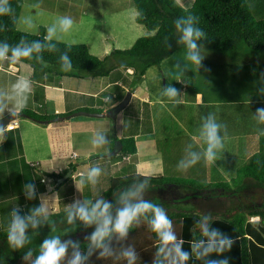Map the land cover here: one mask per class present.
Listing matches in <instances>:
<instances>
[{
  "label": "trees",
  "instance_id": "obj_1",
  "mask_svg": "<svg viewBox=\"0 0 264 264\" xmlns=\"http://www.w3.org/2000/svg\"><path fill=\"white\" fill-rule=\"evenodd\" d=\"M254 1L193 0L190 6L183 7L177 0H133L137 9L136 22L143 24L151 33L139 36L128 48H114L101 57L91 53L84 43H71L48 37L44 26L36 33L19 29L17 24L24 0H0V9L4 10L0 12V49L6 47L7 56L33 67V75L38 77L39 74V85L47 80L48 74L56 78L61 76L100 78L113 72L118 76H130L125 72L127 67L133 69L131 75L139 80L150 66H160L166 58L176 52L188 50L182 37L183 30L189 26V18H191V26L204 33L196 41L198 46L212 53H220L221 57L227 60L225 66H232L234 70L239 69L235 73L238 77L242 78L244 72L258 75L264 68V0ZM36 45H39V48ZM17 48L32 49V51L28 57L16 58L13 56V50ZM252 54H257V57L253 59L256 60L254 62L256 64L250 62L252 59H246ZM65 55L68 58V64L62 60ZM69 66L70 70H61L62 67ZM135 78L131 83H136ZM190 79L191 77L187 74L181 77L180 83L170 82L165 78L159 94H164L163 99L167 98L165 94L170 87L176 91L187 88L192 83ZM212 86L209 83V88ZM199 87L197 90L203 92ZM193 91H196L195 88ZM203 96L204 101L208 102L207 91L203 92ZM78 110L95 113L102 111L92 107H82L57 113L45 110L41 106L39 109H34L23 105L17 115L49 125L58 122V117H69ZM262 120L264 122V118ZM69 137L68 125L50 130L49 139L52 145H58L57 148L52 146L53 153L61 156L71 154ZM258 141L257 150L253 151L246 161L232 165L230 172L235 175H231V178L224 181L219 178L222 175L221 166L226 160L215 163L205 161L206 168L202 167L197 177L185 178L176 176L173 172L168 174L170 170H166L168 172L164 174L141 173L136 170L134 162L138 152L137 140L132 133L124 135L117 139L118 146L115 149L119 151L116 154L121 158L128 156L129 159L124 160L131 161L127 164L135 170L112 176L109 187L98 197H92L89 203L83 205L84 202H81L67 210L50 213L47 217H30L22 207L14 208L11 226L0 231V264H34L36 257L40 255V246L43 241L53 238H59L60 244L67 245L66 255L59 264H70L77 254L82 258L81 264H128L127 258L123 255L127 250L135 252L137 258L134 264H173V261L178 258L172 245H168L158 254L161 244L156 234L149 229L146 217L140 218L139 226L134 223L124 238H121L118 233H111L102 241L103 247H96L91 241L92 234L97 229V223L86 225L78 216H75L72 223L68 222L70 212L75 214L76 209L81 206L91 211L96 202L101 199L111 205L110 212L114 221L117 211L123 208L126 202L137 203L139 201L137 196L140 194L145 195L143 200L152 201L165 209L173 224L177 237L176 243L183 251L189 253V259L185 264H212V262L221 264L224 261H227V264H264V203L242 206L232 213H227L222 210L223 203L221 199L219 201L218 196H216L218 200L210 197L205 201L204 196L199 195L194 199L197 200L196 205L189 203L187 206L180 207V204H183L181 199L171 202L164 196H157L152 192L175 186L193 192L221 188L225 191L241 193L248 182L256 183L264 188V128L259 134ZM158 142L159 148H162L163 158L168 157L169 149L165 150L166 145L159 139ZM177 164L178 162L173 166ZM207 168L214 172L207 174L205 172ZM74 170L75 165L70 164L58 174L55 172L48 174L59 178L67 175L64 177L63 182H65ZM189 170L192 174L194 173L191 168ZM133 192L137 195L131 196L130 193ZM254 216L258 219L251 220ZM16 217L27 224L26 242L19 249L12 248L7 242L8 233ZM83 229L89 234L87 238L70 237ZM215 229L221 231L212 236L211 233ZM51 233L56 234V237ZM221 240H232L231 249L229 250L225 244L224 250L218 251ZM102 252L105 253L104 256H101Z\"/></svg>",
  "mask_w": 264,
  "mask_h": 264
},
{
  "label": "rangeland",
  "instance_id": "obj_2",
  "mask_svg": "<svg viewBox=\"0 0 264 264\" xmlns=\"http://www.w3.org/2000/svg\"><path fill=\"white\" fill-rule=\"evenodd\" d=\"M251 1L255 2L254 0ZM178 2L181 6L186 7L180 1ZM136 14L137 9L133 0H24L17 26L21 30L33 33L38 32L40 28L44 26L48 37L71 43H84L88 46L91 53L102 57L106 51L108 53L117 47L123 49L128 48L139 36L151 33L143 24L136 22ZM63 17H70L73 20V25L68 31H63L61 28L60 20ZM198 50L201 55L204 56L199 66L193 65L192 62L187 59L189 51L186 49L180 50L166 58L160 66H150L144 76L139 78V80L135 78L136 76L134 77L131 74L130 76H126L130 82L134 78L137 80V92H139L138 95L140 97L147 92L151 97L159 99V101L153 106L148 105V108L149 113L152 110V113L149 114L151 115L149 118L151 119L152 128L154 126L157 128L155 136H158L161 143L166 145L165 150L169 149V152H167L168 157L165 158L166 162L163 163L165 164L164 169L162 167V170H160L162 174L168 172L166 170H170L171 173L168 172V174H172L173 172L176 176L185 178L189 176L197 177L201 172L202 167L206 168V165L204 164L206 148L202 146V142L203 139H205L204 125L209 117H213L215 122L221 125L219 131L220 134L224 129L222 120H226V126L230 127L233 123L229 124L228 122L242 120L244 109H252L255 103L259 102L261 104L262 100H264V68L261 69L263 71H260L261 73L259 72L258 75L244 72L242 74L243 77L241 78L238 77V75H235L239 69L234 70V67L232 66H225L227 60L226 58L221 57L220 53L209 52L208 50H204L202 46H198ZM252 56L255 57L256 55L252 54L248 57L251 58ZM250 62L254 63L256 60H251ZM186 74L191 77L190 81L192 82L187 87L192 89L194 86L197 88L200 86L199 89L203 90V92L207 91L209 97L208 102L205 100L203 104H200L201 102L195 103L193 101L194 99L190 97L191 91L182 92L183 90L181 88L177 90L176 93L182 92L183 94L180 93V100H177L178 103L175 105L170 103L169 100L163 99L162 97L164 94L160 93L161 97H159V89L162 87L165 78L170 82L177 81L180 83L181 77ZM128 79H124V82H129ZM94 82L95 81H93L92 84H94ZM209 83L215 87L212 86L209 88ZM239 84H242L243 86L241 87ZM123 85L126 86V83ZM115 92L117 93V96H113ZM100 95H108L111 97L107 103L109 105L113 101L125 100L128 96V90L125 89L124 86L112 84L106 89H100L97 98H100ZM166 95L167 94H165V96ZM68 97L67 100L74 99L76 101L84 98L83 96V98H79V96ZM209 102H213L214 104L211 105ZM144 105L147 106V103L144 104V102L137 97H133L126 109H128L127 112H131L135 117H138L139 119L141 118L142 120L145 118V111L140 112V110L144 108ZM104 106L91 107L102 110ZM37 109H39V107H37ZM168 109H170V111ZM215 109L218 110V114L215 112ZM160 110L161 114L159 115ZM253 110L254 109H252V111ZM137 112L140 113L138 114ZM127 114L123 113L122 120L125 122V124L123 123L124 126L127 127L129 125L130 127L132 126V128L135 127L134 120L130 116L127 117ZM168 119L169 121H167V123L164 122ZM247 120L248 119H246V121ZM121 121L114 122L112 120L106 123H100V125L96 127L99 128L96 130L97 133L95 134V139L91 138L89 140L84 134L82 135L90 142V145H88L95 148V153L106 154L110 153V151L113 152L114 146L117 142L116 137L120 136L121 130L119 124ZM253 123L255 128L264 127V122L261 119L256 120L255 118ZM39 125L42 124L39 123ZM87 126L95 127V124ZM189 134L191 135L190 138L188 137ZM78 137L80 139L81 136L79 135ZM237 140L241 141L240 139ZM234 142L235 138L232 140L223 139L224 144L230 143L231 146ZM27 145L29 146L28 143ZM43 146L42 141L40 143V148ZM255 148L257 149L258 146ZM151 151L155 152L152 148ZM192 153L199 156V164L191 167V169L194 170L193 174L187 167ZM216 154L217 157H219V154ZM139 155H136V159L140 157ZM115 159L120 162L117 169L111 164V161H114ZM129 162L131 161H125L124 158L117 155H106L98 160L96 158L91 159L89 163L90 166L92 165L91 168H86L85 171H82V174L77 173L79 169L73 171V178H69L70 182H67L66 189L67 191H70L72 188L76 190L77 180H81L84 184V193L81 202H84L83 205H85L86 203H89V200L92 198L91 194H94L95 198L101 195V193L109 187L110 178L112 176L121 175L125 169L124 165ZM177 162L178 164L173 166L174 163ZM40 164L42 163H35L33 165ZM0 167L4 170L3 166ZM149 167L152 168V164H150ZM93 168L100 169V173L95 178L94 183L89 179V174ZM232 169L234 170V168ZM130 170L132 172V170L135 169L130 166ZM209 171L210 170L207 168L205 172L207 174H212L214 172L213 170ZM225 172L227 173L221 175L219 178L220 180H228L232 175L227 169H225ZM8 173H10V171ZM195 173H197V175H195ZM207 174L206 176H208ZM234 175L235 174L232 176ZM152 192L157 196H164L171 202L181 199L183 204H180V207L184 205L187 206L189 203L196 205L197 200L194 199L199 195L204 196L203 200L205 201L210 197L211 199L216 200L219 198V201L221 199L223 203L222 210L227 213H232L235 209L242 206L248 207L264 203V188L253 182H248L247 187L241 193L225 191L221 188L205 192H193L191 190H182V188L179 189L175 186L167 189L153 190ZM216 196H218V198ZM144 197L145 195L140 194L137 196V199L140 200ZM199 201H201L200 198ZM38 218H40V215ZM257 219V216L251 218V220ZM42 228H44V226H42ZM6 229L8 228L4 227L0 231ZM84 229L69 236L73 239H85L89 234ZM53 234L51 233V235ZM54 235L56 237V234Z\"/></svg>",
  "mask_w": 264,
  "mask_h": 264
},
{
  "label": "crops",
  "instance_id": "obj_3",
  "mask_svg": "<svg viewBox=\"0 0 264 264\" xmlns=\"http://www.w3.org/2000/svg\"><path fill=\"white\" fill-rule=\"evenodd\" d=\"M178 1L187 7L192 4L193 0ZM255 55V57H248V59H255L257 54ZM46 79L47 80L40 85L39 89V74L38 77L33 75V67L23 64L7 55L3 60H0V119L12 112L17 115L21 104L22 106L24 105L34 109L41 106V108L45 110L57 113L73 111L87 106L102 107L105 105L101 111L103 114L94 115L95 112L78 110L69 117H58V122L49 125H39L38 122L31 119L17 116L14 118L16 119L15 122H9L3 127V130L0 131V166L4 167V170L0 167V230L4 227L9 228L11 226L12 210L18 206L22 207L30 217H39V215L40 217H47L50 213L64 211L81 203L84 193V184L81 180L76 179V190L72 188L70 191H67L66 189L67 182H70L69 178L73 176V171L65 182H63L65 179L64 177H67V175L59 178L58 176L55 177L48 173L55 172L58 174L62 170L68 168L70 164H74L75 169H79L77 173L81 172L80 174H82V171H85L86 168L92 167V165H89L91 159L96 158L98 160L106 155H117L116 152H118L119 149L116 150L115 147L117 148L118 142H116L114 146L115 152L110 151V153L104 155L95 153V148L89 146L90 142L86 140V137L89 140L91 138L95 139L96 130L99 128L96 127L100 125V123H106L112 120L114 122H119L123 119V113H128L126 116H130L134 120L135 127L132 128V126L130 127L129 125L125 127V122L122 120L119 124L121 130L120 136H117L116 139L132 133L137 140L138 152L136 155L140 154V157L134 160L136 170L141 173L160 174L162 167L164 169L165 164L163 163L165 158H163L162 148L160 149L158 146V144H160L158 142V136H155L156 127L154 126L152 128L151 119L149 118L151 116L149 114L152 113V110L149 113L148 108V105L153 106L159 99L151 97L147 92L140 97L138 95L139 92H137V82L133 84L126 76H118L115 72L100 78L96 76H61L56 78L48 74ZM124 79H128L129 82H124ZM25 80L28 81V91L21 96L19 90L15 86L18 82ZM93 81H95L94 84H92ZM125 83L126 86L123 85ZM112 84L124 86L125 89L128 90V96L125 102L124 100L113 101L108 105L107 103L111 97L105 100L104 98L107 95H100V98H97L100 89H106ZM239 85L241 87L243 86L242 84ZM213 87L215 86L213 85ZM194 88L196 90L195 92L193 91ZM194 88L189 89L187 87L185 90L182 89V92L191 91L190 97L194 99L193 101L203 104V92L198 91L196 87ZM182 92H178L176 96H170L166 93L167 98L164 97V99L169 100L170 103L175 105L178 103L177 100H180L179 95ZM116 95L117 93L115 92L113 96ZM68 96H79V98H84L78 101L74 99L67 100ZM131 96L132 98L137 97L144 102V104L147 103V106L144 105L143 109H139L140 112L145 111V118L142 120L141 118L135 117L131 112H127L128 109H126V107L132 99ZM263 101L264 100H262L261 104L259 102L255 103L252 108L254 109L253 111L252 109H244L242 120L228 122L229 124L233 123L230 127L226 126V120H222L224 129L219 135L222 139L232 140L235 138V142L232 146L230 143H225L224 148L217 151L219 157H217V161L215 162L226 160L223 166H221V172L224 171V174L221 173L222 175L227 173L225 169L230 172L232 165H238L246 161L249 154L251 155L253 151L257 150L255 147L259 144V134L263 131L264 127L255 128L253 122L255 118L256 120H262L258 110L262 109ZM209 103L211 105L214 104L213 102ZM168 110L170 111V109ZM215 112L217 113L218 110L215 109ZM160 114L161 110L159 115ZM246 119L248 120L246 121ZM167 121H169V119L164 122L167 123ZM92 124H95V127L87 126ZM64 125H68L70 129L69 141L72 152L68 156H61L53 153L52 146L57 148L58 145H52L49 139L50 130ZM79 135L81 136L80 139L78 137ZM188 137L190 138L191 135L189 134ZM42 141L44 146L40 148V143ZM202 143L204 144H202V146L207 148L205 139H203ZM151 148L154 149L155 152L151 151ZM231 157L233 158L231 159ZM124 159H129V157L125 156ZM34 162L42 164L33 165L35 164ZM119 163L117 159L111 161L115 169L118 168ZM150 164H152V168L149 167ZM124 168V171L126 170L125 172L131 171L130 165L128 164H125ZM9 171L10 173H8ZM61 182H63L62 185H60ZM91 196L94 197V194H91ZM37 209H42V211L37 212Z\"/></svg>",
  "mask_w": 264,
  "mask_h": 264
},
{
  "label": "clouds",
  "instance_id": "obj_4",
  "mask_svg": "<svg viewBox=\"0 0 264 264\" xmlns=\"http://www.w3.org/2000/svg\"><path fill=\"white\" fill-rule=\"evenodd\" d=\"M2 11L4 10L0 9V12ZM60 25L63 31H68L73 25V20L70 17H63L60 20ZM203 35L204 33L200 29L193 28L191 26V18H189V26L184 28L182 39L189 50L187 59L196 66H199L203 59L198 50L196 41L199 40ZM36 47L39 48V45H36ZM31 51L32 49L17 48L13 50V56L16 58L28 57L30 56ZM6 52V47L4 49H0V60L5 58ZM62 60L65 62V64H68V58L66 55L62 57ZM61 70L68 71L70 70V66L68 68L62 67ZM125 72L132 74L133 69L131 67H127ZM15 87L19 90V94L23 96V93L28 91V81H20ZM167 91L170 96L176 95V90L174 88L170 87ZM106 97L109 98L110 96L107 95ZM258 112L260 113V116L264 118V109L258 110ZM17 116L18 115H16L15 118ZM15 121L16 119H12L9 122ZM220 129L221 125L217 124L213 117H209L204 125V136L207 143V149L205 151L206 162L214 163L217 159V151L224 148L223 139L219 135ZM2 130L3 128H0V131ZM198 161L199 156H197L195 153H192L187 167L191 168L195 166ZM99 173L100 169L93 168L89 174V179L94 183L95 178L99 175ZM130 195L136 196L137 193L133 192L130 193ZM110 208L111 205L105 203V201L101 199L96 202L91 211H89L86 207L81 206L76 209L75 214L70 212L68 215V222L72 223L75 216H78L79 219L86 225L97 223V229L92 234L91 241L96 247H103L102 241L111 233H118L121 238H124L128 235V232L133 227L134 223L136 226H139L140 218L146 217L148 220L149 229L156 234V237L161 244L160 249H158V254L168 245H172V249L175 251L176 257L178 258L177 260L173 261V264H185V262L189 259V253L183 251L181 246L176 243L177 237L173 230L172 221L169 219L165 209L162 207L158 206L152 201H145L143 199H140L137 203L126 202L124 207L117 211L114 221L111 216ZM36 211L40 212L42 209H37ZM26 228L27 224L19 217H16L7 236V242L12 248L19 249L23 247L24 243L26 242ZM220 231V229H215L212 231L211 235L215 236L219 234ZM232 243V240H221V247L218 249V251H223L225 244H227V248L230 250ZM40 249V255L36 257L34 264H59L60 260L66 255L67 245L60 244L59 238L46 239L41 244ZM104 255L105 253L102 252L101 256ZM123 255L125 258H127L128 264H134V261L137 258L133 250L125 251ZM81 259V256L77 254L75 255L74 259L70 261V264H81ZM212 264H216V262H212ZM221 264H227V261L221 262Z\"/></svg>",
  "mask_w": 264,
  "mask_h": 264
},
{
  "label": "water",
  "instance_id": "obj_5",
  "mask_svg": "<svg viewBox=\"0 0 264 264\" xmlns=\"http://www.w3.org/2000/svg\"><path fill=\"white\" fill-rule=\"evenodd\" d=\"M126 100V99H125ZM125 100H124V102H125ZM97 115V114H103L102 112H100V113H94V115ZM15 116H16V114L15 113H10V114H8L7 116H5V117H3V118H1L0 119V127L1 128H3L6 124H8V122L9 121H11L12 119H14L15 118ZM115 152V151H114Z\"/></svg>",
  "mask_w": 264,
  "mask_h": 264
},
{
  "label": "built area",
  "instance_id": "obj_6",
  "mask_svg": "<svg viewBox=\"0 0 264 264\" xmlns=\"http://www.w3.org/2000/svg\"><path fill=\"white\" fill-rule=\"evenodd\" d=\"M108 97H105V99H107ZM81 172H78V174H80Z\"/></svg>",
  "mask_w": 264,
  "mask_h": 264
},
{
  "label": "bare ground",
  "instance_id": "obj_7",
  "mask_svg": "<svg viewBox=\"0 0 264 264\" xmlns=\"http://www.w3.org/2000/svg\"><path fill=\"white\" fill-rule=\"evenodd\" d=\"M76 164V163H75Z\"/></svg>",
  "mask_w": 264,
  "mask_h": 264
}]
</instances>
